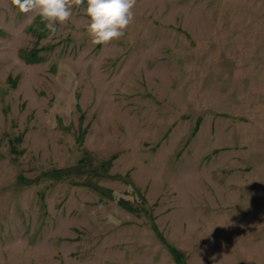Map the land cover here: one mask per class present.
Masks as SVG:
<instances>
[{
	"label": "rangeland",
	"instance_id": "rangeland-1",
	"mask_svg": "<svg viewBox=\"0 0 264 264\" xmlns=\"http://www.w3.org/2000/svg\"><path fill=\"white\" fill-rule=\"evenodd\" d=\"M85 8L0 0V264H264V0Z\"/></svg>",
	"mask_w": 264,
	"mask_h": 264
},
{
	"label": "clouds",
	"instance_id": "clouds-1",
	"mask_svg": "<svg viewBox=\"0 0 264 264\" xmlns=\"http://www.w3.org/2000/svg\"><path fill=\"white\" fill-rule=\"evenodd\" d=\"M136 3L137 0H86V32L91 43L104 45L123 37L134 20ZM11 4L21 14L35 13L54 35L56 25L66 24L73 15V8H79L85 0H11Z\"/></svg>",
	"mask_w": 264,
	"mask_h": 264
}]
</instances>
